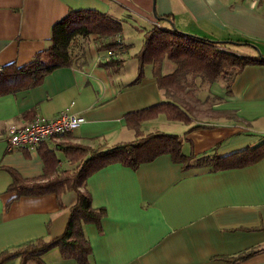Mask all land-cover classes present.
I'll return each mask as SVG.
<instances>
[{"label":"crops","instance_id":"obj_1","mask_svg":"<svg viewBox=\"0 0 264 264\" xmlns=\"http://www.w3.org/2000/svg\"><path fill=\"white\" fill-rule=\"evenodd\" d=\"M71 11H94L119 21L118 47L101 51L109 40L89 36L74 66L0 97V254L62 234L75 203L72 193L14 199L10 172L40 179V147L55 154L58 171L71 170L77 164L65 148L103 149L133 141L127 115L161 103L176 104L191 120L168 121L160 114L141 122L139 131L183 136L186 156L225 157L264 142V65H247L237 73L231 68L212 84L198 78L180 89L170 83L158 86L154 66L146 64L143 77L134 82L146 33L154 27L171 30L166 20L178 32L225 42L235 55L259 59L264 0H0V68L33 61L50 45L52 27ZM113 60L118 64H107ZM127 60L134 62L129 72ZM159 71L168 77L177 65L164 56ZM66 109L84 118L78 129L34 149L8 150L10 126L25 127L38 116L51 120ZM80 190L90 194L94 208L106 211L100 228L83 227L92 250L89 264H228L264 248V159L228 170L184 169L169 156L136 170L112 164L89 176ZM41 261L76 264L62 260L57 250ZM238 264H264V252Z\"/></svg>","mask_w":264,"mask_h":264},{"label":"trees","instance_id":"obj_2","mask_svg":"<svg viewBox=\"0 0 264 264\" xmlns=\"http://www.w3.org/2000/svg\"><path fill=\"white\" fill-rule=\"evenodd\" d=\"M121 31V23L108 15L94 11H71L52 27L50 45L33 61L22 67L9 65L1 68L0 97L38 86L53 71L74 66L79 61L84 42L89 36L108 39L109 42L100 45L99 50L113 51L118 47L115 37ZM228 45L189 36L173 29L154 27L146 33L144 44L136 55L139 67L134 82L137 83L143 77L146 64L154 66V77L158 86L165 84L167 87L170 83L180 89L191 85L198 78L202 84H212L220 76H227L231 68H235L234 72L237 73L247 65H264V57H239L227 49ZM164 56L177 65L176 73L168 77H162L159 71ZM118 62L113 60L107 64ZM187 76H190V82ZM160 114L165 115L168 121L187 124L191 120L187 112L176 104H157L127 115V125L135 131L133 141L103 149L83 146L65 148L67 158L77 164L71 170L58 171L55 154L40 147L39 156L43 162V175L40 179L25 180L11 171L12 184L9 190L15 192L14 199L45 195L60 197L72 193L75 203L69 208V217L62 234L53 238H38L6 250L0 254V264L12 260H17L18 264H44L41 257L52 250H57L62 260L89 264L92 250L83 227L93 224L100 228L106 211L103 208H94L90 194L80 188L89 176L109 165L120 164L136 170L158 157L169 156L173 162L181 163L184 169L211 167L213 170H228L251 166L264 159V142L225 157L193 154L186 156L182 152L183 136L162 132L144 135L139 131L141 122L153 120ZM261 252H264V248L242 253L228 264H238Z\"/></svg>","mask_w":264,"mask_h":264},{"label":"built area","instance_id":"obj_3","mask_svg":"<svg viewBox=\"0 0 264 264\" xmlns=\"http://www.w3.org/2000/svg\"><path fill=\"white\" fill-rule=\"evenodd\" d=\"M116 37H119V35ZM83 123V117L72 115L66 109L59 112L51 120L38 116L29 122L25 127H16L15 125H12L7 130L8 150L37 148L40 144L53 137L63 136L73 132Z\"/></svg>","mask_w":264,"mask_h":264},{"label":"rangeland","instance_id":"obj_4","mask_svg":"<svg viewBox=\"0 0 264 264\" xmlns=\"http://www.w3.org/2000/svg\"><path fill=\"white\" fill-rule=\"evenodd\" d=\"M254 48H256V50H257V47H254ZM262 53H264V51H263L262 49H259V48H258V50L256 51V54H257L259 57H263V56H262ZM133 64H134V62H133L132 60H127V61H126L127 71H128V72H129L130 68L133 66ZM161 118H163V117L161 116ZM162 120H164V119H162ZM179 127H180V126H179ZM30 264H35V263L32 262V263H30Z\"/></svg>","mask_w":264,"mask_h":264},{"label":"water","instance_id":"obj_5","mask_svg":"<svg viewBox=\"0 0 264 264\" xmlns=\"http://www.w3.org/2000/svg\"><path fill=\"white\" fill-rule=\"evenodd\" d=\"M153 15H154L155 18H157L154 12H153ZM157 19H158V18H157ZM158 20H162V19H158ZM166 21L168 22V24H170V26H171V28H172L173 30H176V29L173 27V25H172V23H171L170 21H168V20H166ZM212 42H215V41H212ZM219 43H225V42H219Z\"/></svg>","mask_w":264,"mask_h":264}]
</instances>
